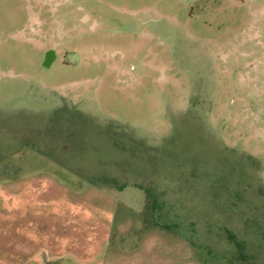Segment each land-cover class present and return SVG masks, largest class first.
I'll use <instances>...</instances> for the list:
<instances>
[{
  "label": "rangeland",
  "instance_id": "374dc122",
  "mask_svg": "<svg viewBox=\"0 0 264 264\" xmlns=\"http://www.w3.org/2000/svg\"><path fill=\"white\" fill-rule=\"evenodd\" d=\"M0 264H264V0H0Z\"/></svg>",
  "mask_w": 264,
  "mask_h": 264
},
{
  "label": "trees",
  "instance_id": "16d2710c",
  "mask_svg": "<svg viewBox=\"0 0 264 264\" xmlns=\"http://www.w3.org/2000/svg\"><path fill=\"white\" fill-rule=\"evenodd\" d=\"M98 181L103 182V183H108V182H111V179L109 177H103L101 179L100 178L88 179V182H98ZM124 186L125 185L119 186V189H122ZM146 192L149 194V191L148 190H146ZM150 196H152V198L154 200L153 195L151 194ZM153 200H152V203L154 204ZM230 237L235 240V242L237 243V245L239 246V248H243V245L240 243V241H238L237 239H235V237L232 236V235H230ZM241 256L243 257L244 254L242 253Z\"/></svg>",
  "mask_w": 264,
  "mask_h": 264
}]
</instances>
